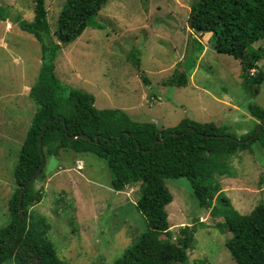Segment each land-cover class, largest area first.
<instances>
[{
    "label": "rangeland",
    "instance_id": "1",
    "mask_svg": "<svg viewBox=\"0 0 264 264\" xmlns=\"http://www.w3.org/2000/svg\"><path fill=\"white\" fill-rule=\"evenodd\" d=\"M193 1L108 0L96 17L99 27L86 28L64 45L56 31L67 0H46L48 42L61 44L55 59L61 84L92 93L97 108L124 109L138 121L173 127L188 117L214 122L241 139L257 122L249 106L264 107V82L258 88L247 85L240 61L218 52L211 33L192 28ZM34 3L0 0L11 15L28 20ZM260 45L264 41L255 47ZM136 50L139 66L132 60ZM41 65L39 41L10 17L0 18V229L11 220L14 168L36 111L30 90ZM187 65L188 84H169ZM259 65L264 70V56ZM58 97L61 113H71L67 94ZM251 149L227 155L231 172L220 177L225 195L242 214L264 202V152L257 143ZM45 171L35 183L44 198L29 214L36 223L45 221L47 236L67 264H112L148 229L137 207L139 185L114 190L108 163L98 155L63 151L48 159ZM166 185L173 194L166 207L171 232L180 234L184 225L196 228L187 250L190 264H236L226 245L231 233L217 227L224 218L199 206L188 178L167 179Z\"/></svg>",
    "mask_w": 264,
    "mask_h": 264
},
{
    "label": "trees",
    "instance_id": "2",
    "mask_svg": "<svg viewBox=\"0 0 264 264\" xmlns=\"http://www.w3.org/2000/svg\"><path fill=\"white\" fill-rule=\"evenodd\" d=\"M107 2L67 0L56 31L63 44L76 40L88 27H99L96 17ZM33 12V19L28 20L11 15L0 6L1 19L10 17L18 22L42 47L41 69L30 90L37 107L14 168L16 187L9 200L11 220L0 229V264H67L47 236L45 221L36 223L29 214V209L44 198V190L35 188L36 181L44 178L48 159L63 151L90 152L105 159L112 174L111 187L116 191L139 185L137 207L146 218L148 229L112 264H190L187 250L195 243L196 228L184 225L180 234L174 235L166 208L173 201L166 180L181 177L189 179L200 207L210 208L213 216L224 218L217 227L231 233L226 245L236 264H264V202L242 214L225 195L220 182V177L231 172L227 155L252 150L254 143L264 152V124L257 133L264 120V107L249 106L257 122L241 139L214 122L187 117L173 127H164L154 121L135 120L124 109L97 108L92 93L61 84L55 73L61 44L48 42L51 36L46 0H35ZM190 15L195 31L202 35L211 33L218 52L240 61L246 84L260 87L264 82V70L259 65L264 46L255 44L264 41V0H194ZM132 60L140 65L139 51H134ZM189 66L176 71L168 83L186 86L189 74L185 69ZM58 93L67 94L73 107L71 113H61ZM46 124L42 156L39 136ZM42 157L45 165L24 192V217L20 220L21 189L40 166Z\"/></svg>",
    "mask_w": 264,
    "mask_h": 264
},
{
    "label": "water",
    "instance_id": "3",
    "mask_svg": "<svg viewBox=\"0 0 264 264\" xmlns=\"http://www.w3.org/2000/svg\"><path fill=\"white\" fill-rule=\"evenodd\" d=\"M193 23V19L191 18L190 20V25H192ZM263 124H264V120L263 122L260 124L259 128H258V131L257 133L262 129L263 127ZM46 127H47V124L43 126L42 130H41V133H40V136H39V150L43 156V144H42V138H43V135H44V132L46 130ZM82 137L86 138V139H89V140H92L90 136L86 135V134H81ZM157 143V142H156ZM156 143L153 145V148L155 147ZM45 165V158L42 157V162L40 164V166L38 167V169L36 170V172L34 173V175L30 178V180L28 181V183L26 184V186H24L22 189H21V192H20V198H19V211H20V217L19 219L22 220V218L24 217V212H23V209H22V201H23V197H24V192L25 190L36 180L37 176L40 174V172L42 171L43 167Z\"/></svg>",
    "mask_w": 264,
    "mask_h": 264
},
{
    "label": "crops",
    "instance_id": "4",
    "mask_svg": "<svg viewBox=\"0 0 264 264\" xmlns=\"http://www.w3.org/2000/svg\"><path fill=\"white\" fill-rule=\"evenodd\" d=\"M239 207L242 209V208H244V205H240V204H239Z\"/></svg>",
    "mask_w": 264,
    "mask_h": 264
},
{
    "label": "clouds",
    "instance_id": "5",
    "mask_svg": "<svg viewBox=\"0 0 264 264\" xmlns=\"http://www.w3.org/2000/svg\"><path fill=\"white\" fill-rule=\"evenodd\" d=\"M254 71V70H253Z\"/></svg>",
    "mask_w": 264,
    "mask_h": 264
}]
</instances>
